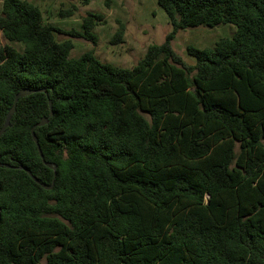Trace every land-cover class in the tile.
<instances>
[{
    "label": "trees",
    "instance_id": "obj_1",
    "mask_svg": "<svg viewBox=\"0 0 264 264\" xmlns=\"http://www.w3.org/2000/svg\"><path fill=\"white\" fill-rule=\"evenodd\" d=\"M1 1L0 131L22 89L46 92L0 138V264H264V0H157L172 30L131 69L70 58L37 5ZM103 22L67 34L96 45ZM224 24L232 37L187 47L195 65L173 50L179 31ZM44 117L52 190L31 134Z\"/></svg>",
    "mask_w": 264,
    "mask_h": 264
},
{
    "label": "rangeland",
    "instance_id": "obj_2",
    "mask_svg": "<svg viewBox=\"0 0 264 264\" xmlns=\"http://www.w3.org/2000/svg\"><path fill=\"white\" fill-rule=\"evenodd\" d=\"M37 5L44 18V23L55 26L63 31L56 33L59 42L72 39L74 49L70 58H79L83 54L93 51L103 63L116 67L131 69L145 56L150 45L162 44L172 30L169 19L157 0H28ZM2 1L0 0V14ZM72 13L68 15L66 13ZM88 13L103 16V24L98 25L94 33L98 38L93 44L83 38L71 37L68 32H82L83 19ZM125 26V35L121 44H112V39L119 28ZM236 32L231 24L210 28L202 25L196 28L181 30L172 42L173 50L182 57L187 65H195L194 58L187 54V47L198 49L212 48L222 38H230ZM0 42L4 46L8 41L0 31ZM12 46L21 51L18 43ZM41 264H46L43 260ZM177 264H199L184 259L177 260Z\"/></svg>",
    "mask_w": 264,
    "mask_h": 264
},
{
    "label": "water",
    "instance_id": "obj_3",
    "mask_svg": "<svg viewBox=\"0 0 264 264\" xmlns=\"http://www.w3.org/2000/svg\"><path fill=\"white\" fill-rule=\"evenodd\" d=\"M36 92H46L45 90H32V89H22L15 97V101H14V104L11 108V110L9 111L7 117H6V121H5V124L3 125L1 131H0V138L3 136V134L5 133L6 129L9 127L10 125V122H11V119L12 117L14 116L15 112H16V108H17V103L19 101L20 98H23V97H26V96H29L31 94H34ZM50 108L52 109V102H50ZM51 115H53V112L51 111ZM48 123V119L46 117H44L42 119V121L40 123H38L31 131V134H32V137H33V140L34 142L36 143L37 145V148H38V151H39V155L41 157V159L43 160L44 164L49 167L50 169H52L54 171V180L52 182V185L50 186H47V185H44L42 184V187L46 190H52L53 187H54V184H55V178H56V175H57V165L54 164V163H48L45 161L44 159V155H43V152L41 150V147H40V144H39V140H38V137L35 133V129L36 127H43L45 126L46 124ZM0 167H2V165L0 164ZM7 167H9L7 165ZM20 170H23L25 171L28 175H30V177L33 179V181H35L36 183H39V180L32 175V172L31 170H29L28 168L24 167V166H20L19 167ZM0 221H1V209H0Z\"/></svg>",
    "mask_w": 264,
    "mask_h": 264
}]
</instances>
